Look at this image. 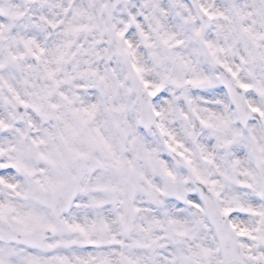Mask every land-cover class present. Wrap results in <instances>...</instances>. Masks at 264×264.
Wrapping results in <instances>:
<instances>
[{"label":"snow or ice","instance_id":"6c2138e0","mask_svg":"<svg viewBox=\"0 0 264 264\" xmlns=\"http://www.w3.org/2000/svg\"><path fill=\"white\" fill-rule=\"evenodd\" d=\"M0 264H264V0H0Z\"/></svg>","mask_w":264,"mask_h":264}]
</instances>
